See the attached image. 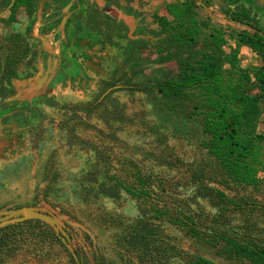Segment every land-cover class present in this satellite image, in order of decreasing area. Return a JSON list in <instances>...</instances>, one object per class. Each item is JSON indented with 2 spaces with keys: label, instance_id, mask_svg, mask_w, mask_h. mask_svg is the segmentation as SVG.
<instances>
[{
  "label": "trees",
  "instance_id": "1",
  "mask_svg": "<svg viewBox=\"0 0 264 264\" xmlns=\"http://www.w3.org/2000/svg\"><path fill=\"white\" fill-rule=\"evenodd\" d=\"M9 1L0 0V10ZM68 1L52 0L62 5ZM37 2L15 0L9 15L1 18L10 32L9 42L0 44V131L27 137L33 152L0 163V191L6 189L9 181L27 175L36 182L30 201L14 206L0 202V211L35 207L41 202L60 207L69 201L68 194L85 204L106 199L114 208L128 213L113 210L103 220L117 230L115 241L134 256L136 264H264V182L258 176L264 172V137L254 133L259 97L247 90L243 76L236 77L224 68L227 63L235 65V54L222 48L224 40L210 35L196 50L199 31L181 21L189 13V6L184 3L182 8L167 7L180 31L172 33V51L160 52L152 61L175 60L182 72L174 78L164 72L145 81L135 80L133 77L143 70L118 76L114 69L107 78L96 81L87 74L77 55L70 53L65 57L62 78L82 91L85 98L73 101L48 97L44 103L64 115L55 123L35 103L7 100L14 94L8 80L28 78L35 70L32 61L40 52L31 47L19 26L25 17L32 16ZM21 7L22 16L18 18ZM155 19L163 26L166 23L164 17ZM105 23L99 10L87 7L71 19L70 32L93 44L116 48L124 55L123 63L136 68L139 62L133 53L145 47L143 40L112 36L107 41ZM175 28L169 24L164 30ZM245 42L264 62L263 38L254 33ZM254 77L264 87V64L257 68ZM93 81L96 82L92 85ZM119 91L149 95L148 110L142 105L127 114L126 105L114 94ZM193 97H198V101L187 112L184 105ZM96 119L131 124L138 119L157 134L159 142L185 138L196 123L205 139L191 159L156 158L168 169L174 167L173 175L154 173L132 160L124 163V168H114L109 156L84 144L86 141L75 133L77 129H90V121ZM189 121L193 123L189 125ZM49 137L58 143L60 140L68 151L73 146L87 152L91 159L80 170V184L70 186L68 191L61 185L63 169L57 148L44 151ZM61 237L39 218L3 224L0 264L29 248L53 243L64 247ZM68 256L72 264H116L97 249L90 256L79 251L77 259L71 253Z\"/></svg>",
  "mask_w": 264,
  "mask_h": 264
},
{
  "label": "rangeland",
  "instance_id": "2",
  "mask_svg": "<svg viewBox=\"0 0 264 264\" xmlns=\"http://www.w3.org/2000/svg\"><path fill=\"white\" fill-rule=\"evenodd\" d=\"M197 1H201L203 5L194 0H178L169 4H161L158 7H152L151 4L147 5L149 3H146V5H140L136 8H129L127 12L122 11L124 13L122 20H116L112 17L106 19L101 14L106 20L103 25L106 32L105 40L109 41L112 36L143 40L145 47L133 53L139 62L136 68H131L130 63L124 64V55L116 48L96 45L90 40L71 37L69 33L60 39L61 50L58 54H52L46 48L43 49L42 45L39 46V51L48 54L41 53L32 62L36 66L33 74L25 79L12 77L8 80L7 83L14 89L11 100L35 103L40 108L41 113L55 123L63 119L64 115L59 109L48 106L44 102L48 97L73 101L85 98L82 91H78L69 80L65 81L62 78L66 63L65 57L69 56L70 53L77 55L84 64L87 74L96 81L107 78L114 69L118 71V76L126 71L132 75L135 70H143L144 73L136 74L133 77L135 80L142 81H145L147 77L161 75L164 72L169 73L172 78L176 77L181 74L182 67L175 60H168L163 63H153L152 61L160 52L165 54L172 51L170 48L174 43L172 33L178 34L180 31L178 22L168 13L167 7L169 5H181L182 8V5L186 3L189 6V13L182 17L181 21L184 25L194 26L199 31L197 36L199 43L195 49H200L204 40L208 39L210 35H218L224 40L223 50L228 54H235V65L231 67L227 63L224 68L233 72L236 77L237 75L243 76L247 90L259 97V113L256 118L254 133L264 137V87H261L254 77L257 68L264 64L263 59L245 42L246 36L242 35L243 28L224 19L226 17L225 9L241 8V3H244L242 7L245 9L251 3L249 0ZM40 4L50 8L48 0H41ZM251 8L252 17L249 15L248 18L256 19L255 25L264 32V5L254 0ZM60 9L61 5L56 6L51 12L59 17ZM155 16L165 18L164 26L155 19ZM169 24L176 28L166 32L164 28ZM1 26L3 25L0 22ZM29 30L30 24L23 23L21 31L34 46L37 44L38 38L33 37ZM6 33L7 31H0L2 41H4ZM246 33L251 34L250 32ZM262 53H264V44ZM95 82L93 81L92 85ZM114 94L120 102L126 105L125 110L129 115L133 114L135 109H140L142 105L146 106V111L148 110V103L151 99L149 95L146 96L141 92L129 94L123 91ZM197 101L198 97H193V100L186 102L185 111L191 112L193 103ZM90 123L92 125L90 129L75 130L77 137L86 141L84 144L93 145L106 156H109L114 168H124L125 164L132 160L144 169L164 175H173L176 169L174 167L168 169L167 165L160 164L156 158L161 157L168 161H173L175 157H181L185 160L191 159L199 152L200 142L205 139V135L196 123L185 138H171L164 142L163 140L159 142L157 134L151 133L149 128L142 125L138 119H135L132 124L125 121H103L99 119L92 120ZM192 123V121L188 122L189 125ZM11 126L14 125L11 124ZM48 139L44 151L57 148L58 161H60L63 169L61 185L68 191L70 186L80 184V170L85 166L84 162L86 160L91 161V159L87 152L80 151L73 146L68 151L67 147L61 146L60 140L58 143L55 139L53 141L51 137ZM32 152L33 149L30 148L27 137L14 131L7 133L0 131V163L13 160L22 153ZM258 176L264 182V172H259ZM35 182L36 179L31 175L9 181L6 189L0 191V202L7 201L10 206H14L17 203L30 201ZM68 196L70 197L69 201L63 202L60 207H51L49 204L41 202L35 207L21 208L18 213L11 212V210L9 212L0 211V219L6 220L39 216L49 223L55 231L61 233V240L64 243V247L53 243L23 250L2 264H72L68 253L77 259V251L87 253L90 256L94 249H97L116 264L137 263L134 256L128 255L115 241L117 230L108 226L103 220L107 212L116 210L117 213H120V209L114 208L106 199L85 204L72 194H68ZM121 213L128 215L125 211ZM185 247L187 246L185 245Z\"/></svg>",
  "mask_w": 264,
  "mask_h": 264
},
{
  "label": "flooded vegetation",
  "instance_id": "3",
  "mask_svg": "<svg viewBox=\"0 0 264 264\" xmlns=\"http://www.w3.org/2000/svg\"><path fill=\"white\" fill-rule=\"evenodd\" d=\"M79 1L80 0H73V1L69 0L66 4L62 5V4H59L58 2H52V0H48V2L50 3V8H47L48 6H41V4H40L41 0H38V2L36 3V6H35V11L32 14V16L31 17H25L24 20L21 22V24L19 26L20 32H22L21 26L23 25V23L30 24V30H29L30 34L32 33L33 37L38 38L36 41L37 44L32 46L31 40L26 36L30 41L31 47L38 50V47L42 45L43 49L46 48L52 54H58L61 50L60 49V46H61L60 45L61 44L60 39L65 34L67 36L68 33L70 34L71 37H74L71 35V32H70V27H71L70 21H71V19L76 17L80 12H77L76 14L72 13V15H71V13L69 14V10H72L74 8V6L77 4V2L79 3ZM194 1L197 2V0H194ZM253 1L254 0H249V2L251 4L249 3L250 5L248 6V8H245V9H243V7H242L244 5V3H241V8H236V9H228L227 8V9H225L224 13H225L226 17L224 19H226L230 22H233V23L237 24L238 26H241L244 30L242 35L243 36L245 35L246 38L248 37V35L253 36L254 33H257L258 35H260L263 38V43H264V32L261 31L255 25L256 19H254V18L249 19L248 18L249 15L252 17V15L250 14V11L252 9L251 5H252ZM256 1L259 3H262L264 5V0H256ZM14 2H15V0H14ZM9 3H10V1H9ZM8 4L6 5V7L8 6ZM60 5H61V9H60L61 13L58 17L56 14H52L51 10L54 9L56 6H60ZM10 8L4 15H2L0 17V22L3 25L0 27V31H2V32L7 31V33L4 36L5 37L4 41H2L0 39V44L9 42V39L7 37L9 35L10 29H9V26L6 24V22H4L3 19L1 20V18H6L9 15ZM4 9H2L0 11H3ZM22 9L23 8L21 7L17 13L18 18L22 16ZM39 10L41 13V18H42L40 22H43V23L36 26L35 24H36L37 12H39ZM248 12H249V14H248ZM246 32H250L251 34H248ZM39 52H40L39 53V55H40L42 52L41 51H39ZM42 54H44V53H42ZM47 54L48 53H45L44 55H47ZM35 59L32 62H34ZM34 67L36 69L35 65H34Z\"/></svg>",
  "mask_w": 264,
  "mask_h": 264
},
{
  "label": "crops",
  "instance_id": "4",
  "mask_svg": "<svg viewBox=\"0 0 264 264\" xmlns=\"http://www.w3.org/2000/svg\"><path fill=\"white\" fill-rule=\"evenodd\" d=\"M178 0H80L79 3L74 6L72 10H69V14H76L77 12H83L87 7L97 8L104 18H115L116 20H122L124 13L122 11H129V8H136L140 5L160 6L161 4H169L171 2H177ZM40 10L37 12L36 26L43 22L41 21Z\"/></svg>",
  "mask_w": 264,
  "mask_h": 264
},
{
  "label": "water",
  "instance_id": "5",
  "mask_svg": "<svg viewBox=\"0 0 264 264\" xmlns=\"http://www.w3.org/2000/svg\"><path fill=\"white\" fill-rule=\"evenodd\" d=\"M13 3H14V0H10V3L8 4V6L3 11H0V17L2 15H4L9 10V8L13 5ZM197 3L203 5V3L201 1H197ZM11 99H13V98H11V96L7 98V100H11ZM22 208H26V207H22ZM20 210H21V208H19V209H11V212L18 213V211H20ZM5 211L9 212V210H5ZM21 218H25V217H17L14 220L0 219V226L3 225V224L9 223V222H13V221L18 220V219H21ZM26 218H39V219H41L39 216H33V217L31 216V217H26ZM41 220H43V219H41Z\"/></svg>",
  "mask_w": 264,
  "mask_h": 264
}]
</instances>
